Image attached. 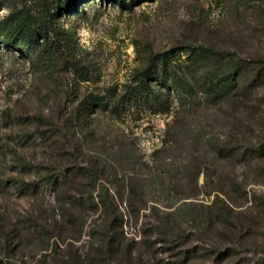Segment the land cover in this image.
<instances>
[{
    "label": "rangeland",
    "instance_id": "374dc122",
    "mask_svg": "<svg viewBox=\"0 0 264 264\" xmlns=\"http://www.w3.org/2000/svg\"><path fill=\"white\" fill-rule=\"evenodd\" d=\"M52 5L4 0L0 22ZM57 23L52 62L0 46V264H264V0Z\"/></svg>",
    "mask_w": 264,
    "mask_h": 264
},
{
    "label": "trees",
    "instance_id": "16d2710c",
    "mask_svg": "<svg viewBox=\"0 0 264 264\" xmlns=\"http://www.w3.org/2000/svg\"><path fill=\"white\" fill-rule=\"evenodd\" d=\"M52 6L43 8L40 17L32 18L28 13L23 14L21 11L11 12L7 19L0 22V46L15 50L24 54L26 50L28 55L34 56L36 65L45 61L52 62L62 52L63 45L70 42L69 35L62 31L57 23L64 15H71L83 9V4L87 0H51ZM122 6L125 4H135L139 0H109ZM4 6V0H0V9ZM213 53V52H211ZM216 57V55L213 53ZM163 69H170V65L166 61L163 62ZM232 75H229L231 77ZM226 77L224 81L217 79V82L228 81ZM217 78V77H215ZM168 80H172L169 78ZM183 93H189L186 90L184 81H172ZM192 90V89H191ZM124 98V97H123ZM122 100V99H121ZM120 100V101H121ZM119 101V102H120ZM118 102V103H119ZM220 216H226L222 209ZM105 242L110 246V250L116 247V241L113 237L105 235ZM121 245V242H119ZM220 252V251H218Z\"/></svg>",
    "mask_w": 264,
    "mask_h": 264
}]
</instances>
